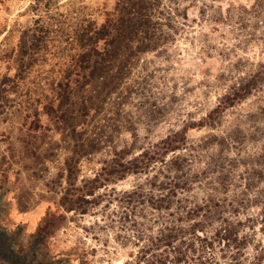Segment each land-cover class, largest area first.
<instances>
[{"label":"rangeland","instance_id":"rangeland-1","mask_svg":"<svg viewBox=\"0 0 264 264\" xmlns=\"http://www.w3.org/2000/svg\"><path fill=\"white\" fill-rule=\"evenodd\" d=\"M46 1L0 0V50L17 47L22 31L46 16ZM126 2L143 4L148 27L143 22V32L125 37L104 65L79 74L76 47L57 26L35 66L42 87L36 80L27 102L15 92L0 100V249L7 255L0 264H160L157 251L140 259L146 235L156 234L161 216L170 220L145 198L159 193L148 181L155 176L188 182L171 213L226 182L211 208L218 216L202 223L211 237L222 216L242 222L238 237L248 240L239 264L252 263L264 241L260 203H235L264 193V0H53L48 13L89 11L100 26ZM14 69L0 59V75ZM59 80L68 93L53 99ZM243 87L234 103L220 106ZM168 137L179 148L148 169L105 174L119 155L131 159ZM177 155L181 172L161 162ZM98 174L107 180L94 182ZM226 242L215 239L200 253L234 264Z\"/></svg>","mask_w":264,"mask_h":264},{"label":"trees","instance_id":"trees-1","mask_svg":"<svg viewBox=\"0 0 264 264\" xmlns=\"http://www.w3.org/2000/svg\"><path fill=\"white\" fill-rule=\"evenodd\" d=\"M52 4L53 0L46 1V16L41 15L36 19L34 27L22 31L17 47H3L0 50V59L7 63V67L10 68L12 65L15 67V72L12 76L9 73L0 75V100L6 98V94L9 92H15L18 97L22 98L21 100H23V102H27L32 98L30 94L34 92V86L36 85L34 82L36 80L38 88L42 87L40 84L44 79L42 75L43 71L41 69H36L35 66L39 61V57L47 54L50 44L49 41L51 40L50 34L55 31L54 29L57 26L60 28L62 27L63 33H65V43L69 46L76 47L78 59L75 65L80 70L79 74L86 69H91V67L95 69L104 65L110 57L109 52L111 50L114 51L113 48L117 51L119 48L118 44L122 42L125 37L130 41L139 31L143 32L140 28L143 22L144 26L146 28L148 27V14L144 13L143 4L137 2H126L123 6L118 5L116 8L117 13L114 12L110 14L108 19L100 26L90 15L89 11L78 13L79 11L75 12L69 10L70 12L68 13L62 11L58 13H48ZM137 5L139 7H135ZM113 32H116V34ZM115 35L117 40L119 37L121 38L120 41H114L115 38L113 39V37H115ZM101 41H104V46L100 48ZM95 73V71H92L88 77L91 78ZM84 78L87 82V75H85L83 79ZM47 81L48 80H46L44 84ZM59 82L57 87L52 89L54 92L53 99L64 98L68 93L67 90L64 93L59 91L58 87L63 84V81L59 80ZM240 90H247V87L234 89L233 93L226 96L225 100L220 103V106L226 107L234 103L236 98L240 97ZM175 142L173 138L168 137L159 145L152 147V150H143L140 154L128 160H124L125 158L119 155V159L113 160L111 168H109L108 171L105 169V174L110 175L115 172L122 177L129 172L146 170L153 161H157L164 153L166 157L169 153L168 151H175L178 149L179 147H176ZM182 160L183 159L177 155L170 163L166 161V159L161 160V162H166L169 167L174 168V171L181 172ZM101 176V174H98L93 181L98 183L100 180H107L105 178L102 179ZM165 176L166 175H164V177ZM166 178L167 181H161L156 176L150 178L148 180L149 184L157 189L159 193L156 195L152 192L151 196L147 195L145 198L149 199L148 201L158 211L167 210L166 214L170 216L171 221L169 217L161 216L156 234L146 235L148 237V243L142 249V257L140 259L146 258V256L153 251H157L158 254L156 255V259L160 264H195V261H199L197 264H211V261L214 264H219L216 259L212 257L209 259L201 255L203 250L209 247L208 245L212 244L216 239L219 240L220 243L224 240L227 241L226 245H231V247L235 249L232 261H234V264H239L241 259L240 256H242L243 244L248 240L247 236H243L241 239L238 237L240 232H238L237 229L242 222L237 218L234 221H229L222 216L224 226L215 229L211 237L204 232V224L202 223L209 218L212 220L216 218L215 216H218L215 215L214 210L211 208L212 206L220 205L218 202L220 198L217 197V193H223L224 190H227L228 186L226 182L222 181V189H218V192L217 189H215L216 195L212 194L210 197L207 196L201 199V203L196 202L193 205L185 204L183 206H176L180 209V213H171V211L169 212L168 210L172 208L171 205L174 203L172 198L174 199V197L178 195L179 189L183 190L188 185V182L182 181L179 175H174L172 177L166 176ZM251 186L252 184L249 185V187ZM256 194L257 196L255 198H250L248 194H243L245 197L237 199L235 203L239 205V208L242 207V204H248V202L252 203L258 201L260 203L261 209L258 220L260 221V231L264 234V193L263 191H258ZM133 195H137V193L133 192L128 194V196H130L129 200L133 199ZM138 196L142 198L140 201L144 199V195L141 193ZM67 202H69V199L64 200V198H62L61 203L64 208L68 211L73 210V203ZM178 203L179 201H176V204ZM81 210L82 213H86L85 209ZM202 213H204V215H202ZM199 215L201 216V220L196 221L195 216ZM184 218L194 220V222L182 225ZM197 241L202 243L199 249L196 247V244H198ZM256 253L254 261L250 264H261L263 262L264 241L256 248Z\"/></svg>","mask_w":264,"mask_h":264},{"label":"water","instance_id":"water-1","mask_svg":"<svg viewBox=\"0 0 264 264\" xmlns=\"http://www.w3.org/2000/svg\"><path fill=\"white\" fill-rule=\"evenodd\" d=\"M0 238H1V235H0ZM3 252H2V250L0 249V254H2ZM4 257H6L7 258V255H5L4 253L2 254Z\"/></svg>","mask_w":264,"mask_h":264}]
</instances>
